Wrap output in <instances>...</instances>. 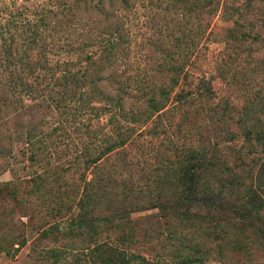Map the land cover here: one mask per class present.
<instances>
[{"label": "rangeland", "instance_id": "374dc122", "mask_svg": "<svg viewBox=\"0 0 264 264\" xmlns=\"http://www.w3.org/2000/svg\"><path fill=\"white\" fill-rule=\"evenodd\" d=\"M228 2L242 7L240 12L245 16L251 10L246 5L247 0ZM66 3L61 0H0V243L10 237L25 240L15 251L12 247H8V253L0 250V264L83 263L81 257L87 248L78 239L65 237L56 230L39 234L44 227L64 222L62 218L73 210L80 197V175L84 172L86 180L90 177L78 164L77 156L89 138L86 126L91 117L85 113L75 120H65L60 113L61 107L52 105L48 97L53 73L61 69L66 60L75 68L95 74L99 78L98 89L109 97L125 89L121 101L124 107L138 105L141 112L145 104L144 97H138L140 87L148 95L154 92L155 97H158L155 92L159 87L169 92L165 74L169 60H175L174 64L178 65L188 58L184 67L190 83L187 87L191 91L195 89L196 94L200 93L196 88L200 77L208 78L211 83L213 97L209 101L200 95V101L182 111L173 109L159 117L154 114L136 132L131 143L103 158L99 170L113 175L110 184L118 188L126 181L135 189L133 194L140 195L125 201L128 208L134 209L131 216L136 225L147 230L160 229L163 233L159 235L168 239L167 222L161 218L162 212L148 205V199L155 196V191L151 194L152 187L148 186L153 184L152 180L163 165L174 161L173 151H180L184 143L190 145L199 134L211 143L221 138L216 144V156L233 170L243 169L240 172L245 176L244 185L250 184L264 196V186L256 179L260 165L264 164V142L246 139L233 125L230 129L238 135L225 141L226 124L223 120L211 119L213 112L210 111L211 108L222 110L226 102L227 111L238 116L244 104H249L248 101L257 95L255 101L262 98V109L255 116L264 121L262 43L245 39L238 30L231 29L232 20L227 22L219 15L208 17L205 11L199 13L190 4L174 6L169 0H130L124 7L117 1L104 0L98 14L80 2L79 6H74L71 0ZM70 4L73 7L68 11ZM43 12L47 14L44 22L48 27L28 52L30 61L19 73L22 84L9 88L2 50L13 38L17 46H22L25 35L20 31L35 23ZM208 20L211 26L206 29ZM200 25L201 33L197 35ZM116 26L118 29L121 26V34L115 30ZM109 32L121 37L119 49L111 57L104 50ZM187 32L191 34L190 42L188 36L182 34ZM183 37L188 41L187 47L178 45H185ZM87 54L90 55L87 57ZM173 93L168 95L169 106L173 104ZM102 103L95 105L103 106ZM105 119L92 120L97 139L107 131L102 127ZM38 178L50 190L34 193L32 183ZM57 195L61 196L60 204H56ZM102 212V208L97 209L95 215ZM180 232L188 244L205 242L211 248L215 245L213 234L207 236L202 229L194 231L182 227ZM232 236L229 233L226 240L219 239L220 254L211 249L200 260L191 262H181V257L174 255L169 244L155 249L142 246L138 250L145 253L151 264H264L260 251L249 259L246 256L248 244L233 241ZM49 247L61 249L58 260L54 261L50 251H46ZM181 252L185 254L189 250L182 248ZM75 253L81 257L75 259Z\"/></svg>", "mask_w": 264, "mask_h": 264}, {"label": "trees", "instance_id": "16d2710c", "mask_svg": "<svg viewBox=\"0 0 264 264\" xmlns=\"http://www.w3.org/2000/svg\"><path fill=\"white\" fill-rule=\"evenodd\" d=\"M61 1L67 4L66 0ZM71 1L74 6H79L80 2L86 9L92 8L100 14V4L104 0ZM106 1H117L124 7L130 3V0ZM169 1L174 6L190 4L197 8L199 13L205 11L208 17L219 15L227 22L232 20L231 29L238 30L245 39L257 40L264 45V0H247L246 5L251 7L247 16L241 14L242 7H234L228 0ZM73 4H70L68 11L72 9ZM46 18L47 14L43 12L38 19L36 18L37 20H34L35 23L28 24L20 31L25 35L22 37V46H17L13 38L3 48V65L8 69V78L5 81L9 84V88L10 85L13 87L18 83L22 84L19 73L30 61L28 52L32 44L41 38L44 29L48 27V24L44 22ZM227 25L230 24L227 23ZM210 26L211 22L208 20L205 28L208 29ZM201 27L200 25L197 35L201 33ZM115 30H119L121 34V26L119 29L116 26ZM182 34L188 36V41H191L190 32ZM106 37L104 50L109 54L108 57H111L110 55H115L119 49L121 37L111 32ZM188 41L186 37H183L182 42H185V45L178 44L179 47H187ZM174 63L177 62L169 60L165 73L167 90L174 91L171 97L173 104L168 105L169 92L162 87L157 88L155 92L158 97L154 96V92L148 95L140 87L138 97H144V112L139 110L138 105L124 107L121 101L125 89L113 97L102 93L96 85L99 78L84 69L73 67L70 60L63 62L62 68L56 70L59 71L58 74H55L56 71L53 73L48 97L52 105L61 107L60 113L63 119L75 120L77 116L85 115V113L91 117L86 126L89 138L84 141L77 156L78 164L83 171H88L90 177L86 180L85 173L83 172L84 175L81 173L80 197L73 210L66 218H62L64 222L44 227L39 230V234L46 235L56 230L65 237L78 239L87 250L83 252V257L75 253V259L81 257L83 263L88 262L85 264H151V260L138 248L144 246L146 249H155L157 246L164 247L165 244L173 247L174 255L181 257V262L197 261L211 249L220 254L222 246L219 239L226 240L229 233L233 234L231 237L233 241L238 240L242 243L244 241L248 244L246 256L249 259L253 254L256 257V251L264 255V196L250 184L244 185L242 179L245 176L240 172L243 169L233 170L216 156V144L221 142V138L211 143L208 138L199 134L190 145L184 143L180 151L177 149L173 151L174 161L163 165L161 172L152 180L153 184L148 186L152 187L148 188L151 194L153 190L155 191V196L152 195L148 199L150 209L162 212L161 218L167 222L166 237L168 239L166 240L159 235L163 233L160 229L147 230L133 221L131 212L134 209L128 208L125 201L140 195L133 194L136 191L132 188V184L122 181L117 188L116 185L110 184L114 180L110 177L112 174L109 171L100 172L99 170L103 158L113 151L124 149L131 143L136 132L154 114L159 117L161 113H167L173 109L182 111L192 106L195 101H200V95L208 101L213 97V89L208 78L198 79L196 88L199 89V94H196L195 89L191 91L187 87L190 85L187 80L188 73L184 70L185 64H188L187 57L181 64ZM255 97L257 95L248 101L249 104H244L238 116L227 111L225 107L228 103L226 102V106L220 111L215 108L210 109L213 112L211 119L223 120L226 124V136L223 138L225 141H230L238 135V132L230 129L233 125L239 128L246 139L264 142V121L255 116V113L262 109V98L259 97L258 101H255ZM100 102H103V106L95 105ZM103 117L106 118V122L102 127L107 131L102 138L97 139V130L92 128V120L97 121ZM256 179H260L261 185L264 186V164L260 165ZM32 184L34 193L47 189L41 179L33 180ZM59 197L61 196L57 195L55 198L56 204H60L62 200ZM119 203L126 204L121 206ZM129 205L132 207L133 204ZM100 208L103 212L95 215ZM182 227L194 231L202 229L207 236L213 234L215 245L211 248L205 242L188 244L184 234L180 232ZM24 242L23 238L10 237L6 242L0 243V250L8 253V247H12L15 251ZM182 248H187L189 252L183 254ZM46 251H50L54 261L58 260L62 253L57 247H49Z\"/></svg>", "mask_w": 264, "mask_h": 264}]
</instances>
